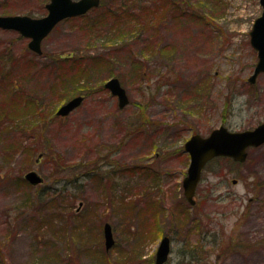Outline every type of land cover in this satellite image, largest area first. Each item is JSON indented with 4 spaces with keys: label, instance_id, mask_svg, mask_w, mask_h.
Masks as SVG:
<instances>
[{
    "label": "rangeland",
    "instance_id": "1",
    "mask_svg": "<svg viewBox=\"0 0 264 264\" xmlns=\"http://www.w3.org/2000/svg\"><path fill=\"white\" fill-rule=\"evenodd\" d=\"M136 1L101 0L60 21L42 55L0 28V115L14 116L0 118L3 264H154L164 233L165 264H264V143L241 163L211 160L196 204L181 198L189 164L181 148L192 133L264 121V72L247 82L259 0H144L148 14ZM46 2L0 0V15L39 17ZM119 4L129 24L102 21ZM113 76L129 98L123 107L103 87ZM77 94L81 103L56 115ZM29 169L41 184L27 183Z\"/></svg>",
    "mask_w": 264,
    "mask_h": 264
},
{
    "label": "water",
    "instance_id": "2",
    "mask_svg": "<svg viewBox=\"0 0 264 264\" xmlns=\"http://www.w3.org/2000/svg\"><path fill=\"white\" fill-rule=\"evenodd\" d=\"M262 12L255 18L249 31L251 46L257 52V61L252 74L248 77L250 83L255 82L259 73L264 72V0H259ZM100 0H49L45 4L46 15L31 17L26 14L0 15V28L18 31L21 35L30 38L27 46L32 51L40 54L41 40L53 29L55 24L62 19L84 14L92 7L98 6ZM112 94L118 97L120 107L128 102L125 89L118 78L112 77L104 83ZM83 96L77 95L63 103L56 111L58 115H66L77 107ZM264 143V122L254 128L244 130H230L220 125L210 131L207 136L195 133L187 139L183 145L184 151L189 154V165L186 175L182 179L183 194L190 204H194L195 188L200 180L204 165L215 156H229L237 161H244L247 155L246 149L250 146H258ZM25 178L32 184L42 182L35 171L25 173ZM106 249L114 244L111 226L106 222L103 226ZM170 251L168 236H162L156 251L155 264H163Z\"/></svg>",
    "mask_w": 264,
    "mask_h": 264
},
{
    "label": "trees",
    "instance_id": "3",
    "mask_svg": "<svg viewBox=\"0 0 264 264\" xmlns=\"http://www.w3.org/2000/svg\"><path fill=\"white\" fill-rule=\"evenodd\" d=\"M144 4V0H137L135 3H133V5H135L136 7H138V8H140V11L139 12H143V11H145V14H148V11H147V9L149 8L148 7V4H145V5H143ZM120 6H122V8H120ZM120 8V13L117 11L118 9ZM127 9V5H123V4H119V7H117L114 11L113 10H110V9H107V11H105L104 12V16H102V21L103 20H105V19H108V17H112L113 18V20L115 21V22H120V21H122V24L125 26V25H128L129 24V21H130V18L133 16L132 14H131V16L129 17V14H127L126 12V9ZM150 15V14H149ZM119 18H121V19H119ZM101 21V19L98 21V22H100ZM97 22V23H98ZM94 23L95 22H93L92 23V25H94ZM102 24V23H101ZM119 30V29H118ZM15 93H16V98H20V99H24L25 98V96L26 95H24V93H22V92H12V93H10V95L9 96H11V98H14L15 99V97H13V95H15ZM6 97H8V96H6ZM13 99V103H18V101L19 100H14ZM3 99L2 100H0V111L1 112H3V110L4 109H1L2 108V106H3ZM18 106H19V104H18ZM35 111V110H34ZM0 118H5L6 119V121H13V119H14V116H2V115H0ZM21 180H23V178H21ZM25 181V180H24ZM73 181V180H72ZM26 182V181H25ZM24 182V183H25ZM40 192V191H39ZM181 198H184L183 196L181 197ZM195 249V248H194ZM184 256H185V254H182V258L184 259ZM0 264H3V260H2V258H0ZM133 264H138V262L136 261V262H134Z\"/></svg>",
    "mask_w": 264,
    "mask_h": 264
},
{
    "label": "flooded vegetation",
    "instance_id": "4",
    "mask_svg": "<svg viewBox=\"0 0 264 264\" xmlns=\"http://www.w3.org/2000/svg\"><path fill=\"white\" fill-rule=\"evenodd\" d=\"M192 257H193V259L195 258L194 254H193V256H192ZM181 259H183V258H181Z\"/></svg>",
    "mask_w": 264,
    "mask_h": 264
}]
</instances>
